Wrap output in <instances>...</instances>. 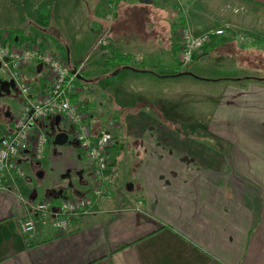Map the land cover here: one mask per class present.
<instances>
[{
	"label": "crops",
	"instance_id": "1",
	"mask_svg": "<svg viewBox=\"0 0 264 264\" xmlns=\"http://www.w3.org/2000/svg\"><path fill=\"white\" fill-rule=\"evenodd\" d=\"M137 1L141 8L155 3L156 9L143 15L148 31L133 32L127 26L128 31H121L116 15L108 23L106 0H0V32L10 40L25 42L21 34L29 33L23 27L28 22L43 49L48 50L44 41L67 40L70 64L71 56L77 57L72 67L88 55L97 56L89 70L105 72L89 78L85 68L82 75L93 87L75 99L86 105L93 139L105 130L115 133L108 159L121 142L131 150L132 161L118 163L130 192L109 197L114 175L109 168L117 160L109 159L104 173L106 199L96 198L89 213L76 216L70 231L62 235L50 227L34 234L23 232V202L36 201L37 193L25 182L26 176H1L0 264H264V0H124L128 16L138 7ZM168 9L174 14L169 15ZM238 13L241 16L235 17ZM151 15L174 25L170 37L175 56L183 26L196 33L224 29V35L215 37L193 61L203 57V64L196 67L201 72L195 75L221 87L216 108L204 125L206 134L199 133L203 138L183 121L169 124L147 108L123 111L108 100L107 94L129 96L137 87L130 81L156 84L161 77L174 75L157 74L162 61L154 57L139 59L143 49L157 54V43L152 41L171 40L158 31ZM103 35L110 46L98 55L95 49ZM37 65L22 72L32 96L46 91L44 68ZM146 86L134 91L136 98L145 97V92L152 95ZM11 90L4 85L0 93L10 95ZM15 92L18 98L6 103L11 126L23 104ZM160 109L171 119L165 107ZM57 121L65 125L59 113L44 125ZM66 128L72 130L69 139L74 138L73 126ZM52 152L57 171L66 173L60 180L54 172L46 185L70 186L75 196L86 194L90 169L78 144ZM40 160H22L20 166L30 164L33 172L40 167L43 181L47 169ZM48 197L55 206L62 199L54 191Z\"/></svg>",
	"mask_w": 264,
	"mask_h": 264
},
{
	"label": "built area",
	"instance_id": "2",
	"mask_svg": "<svg viewBox=\"0 0 264 264\" xmlns=\"http://www.w3.org/2000/svg\"><path fill=\"white\" fill-rule=\"evenodd\" d=\"M116 2L106 0L104 17L108 23L114 20ZM224 33L222 27L196 33L191 27L183 26L177 53L180 64L189 66L207 44ZM109 46L110 40L103 35L97 42L96 53L103 55ZM88 59L89 55L72 67L68 58L58 57L37 44L10 40L8 34L0 32V82L12 81L23 98L22 108L13 119L12 126L0 136V177H24L20 162L42 158L47 142V135L43 132L45 121L59 113L65 124L60 126L66 128V125H71L74 128L72 139L78 143L89 166L93 182L91 191L97 197L108 194L104 173L110 163L108 151L115 140V133L105 130L93 139L86 105L75 99L93 87L82 75ZM31 64H41L46 70V91L35 96L22 77L23 68ZM52 201L48 198L46 202H23L24 217L20 223L23 232L34 234L43 227H50L55 235L67 234L73 219L89 213L92 204L86 194L62 198L57 206Z\"/></svg>",
	"mask_w": 264,
	"mask_h": 264
},
{
	"label": "rangeland",
	"instance_id": "3",
	"mask_svg": "<svg viewBox=\"0 0 264 264\" xmlns=\"http://www.w3.org/2000/svg\"><path fill=\"white\" fill-rule=\"evenodd\" d=\"M124 3V0H118L116 2V8H115V20H118L120 23L121 31H128V27L133 32H143L148 31L147 23L143 19V15H146L147 9L149 11H154L156 9L155 3L154 4H148L147 6H142L137 1L138 7L136 10L132 11V13L128 16V12L124 9L126 5H122ZM165 9V8H161ZM158 10V9H157ZM168 14L171 13L174 14L173 11L170 9L167 10ZM156 19L155 26L157 27L158 31L163 32V35H168L170 37L171 31L174 27L171 21H164L160 20L159 17L151 15ZM235 17H240V13L237 15H234ZM128 19V20H127ZM128 22H127V21ZM161 21L162 23H159L158 21ZM127 26V28H125ZM24 28L28 30L29 33H22L21 36L23 40L27 43H35L41 45L40 39H38L34 32H31V29L34 30V25L32 23L26 22L25 25H23ZM8 28V27H6ZM166 33V34H165ZM46 35L48 33H45ZM56 34V33H55ZM57 35V34H56ZM55 35V36H56ZM59 35V34H58ZM43 36V34L41 35ZM46 38L45 36H43ZM171 38V37H170ZM40 40V41H39ZM21 42V41H20ZM45 46L48 47V50L52 52L54 55L61 57L63 59H67V40L65 38L59 39V41H44ZM157 43L158 50L156 51L157 54L152 53L150 50L139 51V59L144 58L145 60H149L151 58H155L157 61H162V64L159 65L155 71L157 74L165 75L167 73L174 74L168 77H161L162 81H157L156 84H151L147 82H131L134 83L137 87L133 88V92L130 93L129 96L123 97L120 99V95L117 93L113 94H107L108 100L112 106L119 110H136L137 108H147L150 111L154 112L155 114L159 115L162 119H164L165 122H168L169 124H173L174 121H183L184 124L188 125L190 127V131L196 134L198 133V136L200 138H203L202 135H199V133H204V125L206 123L207 118L211 114V112L216 108L217 100L220 96L221 87L219 85H214L209 82L208 79H205L204 77H199L195 74L196 72H201L199 69H196L197 66H200L203 64L204 58H200L199 60H196L192 64H190L187 67H183L178 57L172 53V51L175 49V46L171 45V42H174V38L170 39H161L157 41H152ZM60 44V46H59ZM166 49L170 50V55L166 57ZM173 49V50H172ZM91 56V55H90ZM97 56L93 54L87 64H85L86 70H88V77H95L101 76L99 75L100 72H105V70H89L90 65L92 62L97 59ZM72 61L74 62V58L71 56ZM83 58V57H81ZM71 61V64H72ZM135 63V64H134ZM136 66H141V64L133 62ZM84 68V69H85ZM83 69V70H84ZM45 79L46 70L43 71ZM254 75H257V73H252ZM193 75L194 78H190L189 76ZM180 82V84L178 83ZM148 84V85H147ZM178 84V85H177ZM147 85V86H146ZM146 86L152 89V95L145 92L146 95L143 98H136L134 91L142 90V88ZM176 88H179V90H175ZM157 93H155V92ZM157 95V97H154ZM18 93H16L14 90H11L10 95H6L4 93L3 96L0 97V136L4 132L6 128H10L11 126V119L10 117L6 116V112L8 111L5 109L6 103L12 99V97L18 98ZM132 96V97H131ZM131 102V103H130ZM166 104V105H164ZM129 105V107H127ZM160 107H165L168 111V116H171V119H166L164 115L161 113ZM43 132L47 135V142H46V149H44L43 157L41 158V164L42 166H46L47 169V176L43 181H38L34 177V172L31 168L30 164L23 163L21 166L24 169L25 176H26V183L30 184V187L32 190H35L37 193V199L34 202H46L48 197V194L52 191L58 193L60 191L61 198H75L74 190L70 186L66 187H60L56 188L53 185H46V180L48 179L49 175L55 174L54 172H58V178L61 180L63 179V176L66 172L57 171V166L54 165L53 158V152L52 148L58 149L61 147H71L73 144L71 142H68L65 145L57 146L53 143L52 137L50 136L51 129L48 125H44ZM72 136V135H71ZM72 140V137H70ZM213 142V140L211 139ZM131 150H128L125 148V145L123 143L119 142L113 146L111 149V154L109 156L110 160L117 159L115 164H113L109 170L114 171V175L111 176V181L113 183L112 191L109 197L111 199L113 196H119L121 195V192L123 193H129L130 191L127 189L128 182L124 181V173L122 172V168L118 167V163H132L131 161ZM58 154L57 156H59ZM61 156V155H60ZM130 156V157H129ZM54 168V169H52ZM61 170V169H58ZM21 177V178H25ZM50 181V180H49ZM52 181V180H51ZM50 181V183H52ZM93 186V182L90 179L89 182V188L86 193V196L90 197L92 202L98 198L92 191L91 188ZM106 189V187H105ZM134 192V190H133ZM103 199H106V195L101 196Z\"/></svg>",
	"mask_w": 264,
	"mask_h": 264
},
{
	"label": "water",
	"instance_id": "4",
	"mask_svg": "<svg viewBox=\"0 0 264 264\" xmlns=\"http://www.w3.org/2000/svg\"><path fill=\"white\" fill-rule=\"evenodd\" d=\"M142 2H150V0H141ZM41 64L37 65V69L41 68ZM7 83V85L12 89V87L14 86V83L12 81H4ZM0 89H2V85H0ZM3 96L0 93V97ZM8 113V112H7ZM6 113V114H7ZM51 132H50V136L52 137L53 143L57 146H62L67 144L68 142H71L72 144H76L77 142L74 141L73 139H69V135L71 134L72 130H69L67 128L61 127L59 122H55V124H50L49 125ZM78 144V143H77ZM36 166H38V162H35ZM44 170L40 169V167H38L37 169L34 170V177L38 180L41 181L44 178ZM130 186V185H129ZM58 194L60 195V191L58 192ZM50 197H54L53 194L49 195ZM61 197V196H60Z\"/></svg>",
	"mask_w": 264,
	"mask_h": 264
},
{
	"label": "flooded vegetation",
	"instance_id": "5",
	"mask_svg": "<svg viewBox=\"0 0 264 264\" xmlns=\"http://www.w3.org/2000/svg\"><path fill=\"white\" fill-rule=\"evenodd\" d=\"M0 85L4 86V85H7V83L4 82V81H1V82H0ZM12 89H13L14 91H15V90L18 91V89H17L16 87H13ZM7 108H8V105L6 104V105H5V109H7ZM7 112H8V111H7Z\"/></svg>",
	"mask_w": 264,
	"mask_h": 264
}]
</instances>
